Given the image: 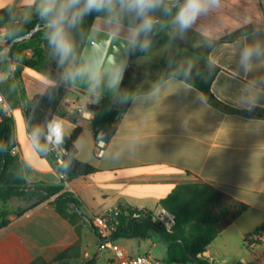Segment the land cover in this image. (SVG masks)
Masks as SVG:
<instances>
[{
    "label": "crops",
    "instance_id": "crops-1",
    "mask_svg": "<svg viewBox=\"0 0 264 264\" xmlns=\"http://www.w3.org/2000/svg\"><path fill=\"white\" fill-rule=\"evenodd\" d=\"M16 2L19 4L21 0ZM224 4L218 17L212 14L197 22L198 26L212 23L214 27L204 29L205 34L218 37L213 59L220 61V67L215 69L210 84L215 101L185 83L169 81L168 74L157 75L154 78L162 79L154 86L158 92H153V87L133 97L126 110L116 116L115 134L106 143L103 156L96 158L92 131L94 112L85 108L90 101L88 95L72 86L68 88L62 103L63 112L69 115L77 111L76 122L72 124L60 115L53 119L64 124L67 135L76 126L81 128L75 146L77 158L95 169L89 176L62 182L49 160L34 150L27 132L24 105L13 109L7 105L5 113L11 119V143L17 149L15 157L28 179L25 181L51 187L62 185L61 192L72 194L80 202L83 219L79 222L78 235L75 226L50 204L58 194L19 217L9 216V224L0 229V264H30L36 259L52 264L77 243L81 264L90 259H94L95 264H109L111 254L99 252L91 218L114 207L156 211L162 199L175 187L186 183L209 184L247 206L199 258L207 264H264V242L245 243L246 236L264 227V120L242 115L241 111L248 110L237 107L232 99L223 100L221 95L225 91L226 97L234 98L243 83L241 78H234L235 65L230 53L239 36L251 32L255 24L235 30L238 20L247 12L257 23L264 24V9L259 8L256 0H224ZM200 30L198 27L197 31L189 33L202 40ZM161 36L162 33L154 39ZM198 48L199 52L191 54L192 58L207 56L211 51L204 48L203 53L202 44ZM164 49L159 44L151 55L147 52L138 59H150L147 63L159 73L168 67L165 58L182 59L178 53L183 49L173 54L170 51L167 57ZM203 65L201 60V70L205 69ZM6 75L8 78L10 70ZM21 81L27 100L44 94L49 87L43 74L29 68L23 69ZM215 85L221 88L216 89ZM261 103L264 104V100ZM260 108L264 107L253 110ZM21 203L20 208L28 207L27 203ZM84 227L90 229L95 241L83 233ZM117 240L114 238L116 243Z\"/></svg>",
    "mask_w": 264,
    "mask_h": 264
},
{
    "label": "clouds",
    "instance_id": "clouds-1",
    "mask_svg": "<svg viewBox=\"0 0 264 264\" xmlns=\"http://www.w3.org/2000/svg\"><path fill=\"white\" fill-rule=\"evenodd\" d=\"M224 6V0H21L19 4L16 0H0V19L7 16L14 23L19 15L22 21L20 28L0 35V63L9 60L11 49L7 40L19 39L22 26L36 19L46 41L48 58L62 71V82L84 89L92 103H99L104 95L123 103L129 95L121 88L129 57L138 51L144 54L151 51L154 37L160 33L167 35L166 47L172 48L175 41L185 40L189 31H197L199 27L202 46L211 50L208 55L184 57L179 61L174 56L168 58L169 81L188 83L192 88L190 81L194 75H203L201 60L209 75L220 67V61L213 59L218 37L206 35L204 31L214 25L200 23L198 26L197 22L212 14L218 17ZM89 17L94 20L86 26ZM238 24L235 30L255 24L251 32L239 36L230 53L235 65L234 78H241L243 83L234 98L226 97L225 91L221 95L223 100L232 99L237 107L251 111L264 107L261 103L264 100V24L257 23L247 12ZM101 34L122 37V49L110 55L106 41L97 42ZM215 88L221 87L215 85ZM153 92H158V88L154 87ZM42 135L44 143L59 145L64 140L65 126L58 119L48 120ZM32 136L34 150L42 153L38 147L41 131L34 130ZM0 150H4L3 145ZM62 167L64 174L71 169L70 164Z\"/></svg>",
    "mask_w": 264,
    "mask_h": 264
},
{
    "label": "trees",
    "instance_id": "trees-1",
    "mask_svg": "<svg viewBox=\"0 0 264 264\" xmlns=\"http://www.w3.org/2000/svg\"><path fill=\"white\" fill-rule=\"evenodd\" d=\"M93 20L94 17H89L86 20V26L90 25ZM21 25L22 21L19 15L16 16L14 23L9 22L7 16L0 19V28H5L7 31L12 28H20ZM34 25H39V21L33 19L32 23L23 25L19 37L34 29ZM12 40L9 38L7 44ZM144 55L143 52L138 51L132 54L130 58H138ZM7 62L14 69L10 71L8 78L0 81V94L4 97L10 109L20 104L24 105L27 132L31 140L33 139L32 133L34 130L41 131L38 147L43 151L40 155L49 160L59 175L64 176V178H61L62 182L94 173L93 166L77 158L75 142L81 133L80 127L76 126L70 134H65L61 143L65 152L61 156L62 164L59 166L53 163V152L50 151L48 144L43 142V126L48 120L53 119L55 115H60L67 117L72 124H75L77 111H73L69 115L63 112L62 103L71 84L62 82L61 69L48 58L46 41L43 39L41 29L29 40L15 43L9 52ZM25 68L43 74L49 82V87L44 94L36 95L30 100L25 98L21 81V73ZM201 71L202 76L194 75L190 81L192 88L215 101L210 92V84L215 72L209 75L205 69ZM161 80L160 78H153L149 84L126 86L124 89L128 91L129 95L123 103H117L113 99L102 97L99 103H96L98 109L93 113L92 118L94 139H102L107 143L115 134L114 122L116 116L126 110L134 96L151 90ZM185 84L189 85L188 83ZM241 114L246 117H256L264 120V108L241 111ZM0 117V145H3L4 148V150H0V229L10 222L6 208L11 200L28 204L25 209L17 207L12 211L13 216L19 217L26 211L49 201L53 195L58 194L50 201V204L62 218L75 226V230L79 235V222L83 219L80 202L72 194L61 192L62 185L51 187L43 183L28 184L25 179L18 175H23L20 163L15 156L10 154L12 148L11 119L3 111H1ZM65 164L71 165L70 171L66 174L63 173L62 167ZM70 198L73 199V204H70ZM159 206L175 217V225L171 231H166L146 220H132L127 223L124 218H121L114 238L120 236L145 238L151 229H156L160 240L166 245L164 259L166 264H207L199 258V255L247 209L245 204L206 183L178 185L160 201ZM253 233H264V227L258 228ZM250 235L246 236L245 243H249L248 238ZM78 252L77 243L66 249L52 264H81V261L78 260ZM82 263L95 264V260L90 259ZM30 264L47 263L42 259H36ZM236 264L243 263L238 262Z\"/></svg>",
    "mask_w": 264,
    "mask_h": 264
},
{
    "label": "built area",
    "instance_id": "built-area-1",
    "mask_svg": "<svg viewBox=\"0 0 264 264\" xmlns=\"http://www.w3.org/2000/svg\"><path fill=\"white\" fill-rule=\"evenodd\" d=\"M7 30L0 28V35L4 34ZM14 69L10 67V71ZM7 77L6 73L1 69L0 63V81ZM7 107L4 97L0 94V113L5 112ZM1 120V117H0ZM50 151L53 152V163L56 166L62 164L61 156L64 154V148L62 144L47 143ZM106 142L102 139L95 140L94 155L96 158H101L105 152ZM16 147H12L10 154L16 155ZM64 178L63 175H60ZM53 198L55 196H52ZM124 218L125 222L132 220H146L152 224H155L166 231H171L175 225V217L173 214L165 211L159 207L156 211H150L146 209H137L131 207H114L103 210L102 212L94 215L90 220V225L98 240L99 252H107L111 254V262L109 264H166L164 261H160L153 258L150 254L140 255L132 257L126 254L125 250L114 241V236L118 231V225L120 219ZM249 241L253 243L264 242V233H252L249 236Z\"/></svg>",
    "mask_w": 264,
    "mask_h": 264
},
{
    "label": "rangeland",
    "instance_id": "rangeland-1",
    "mask_svg": "<svg viewBox=\"0 0 264 264\" xmlns=\"http://www.w3.org/2000/svg\"><path fill=\"white\" fill-rule=\"evenodd\" d=\"M256 2L259 8L264 9V0H256ZM162 34L163 36L154 39L152 50H154L155 46L160 44L162 47L165 48L164 50L167 52L164 53L166 57L168 55V52L171 51L173 54L175 50H180V48L183 49V51L178 53L181 55V58L191 57V54H193L194 52H199L198 46L199 44H201V38H199L198 36L188 33L185 40L183 41L177 40L175 41L172 48H168L166 47V44L168 42V37L166 34L164 33ZM155 40L158 42H156ZM152 50L149 51V55H151ZM203 53H204V47H203ZM165 60L168 61L167 58H165ZM148 61H150V59L145 58L139 60L138 58H130V62L133 65V69L128 77L126 86H142L145 84H149L155 76L157 75L164 76L169 73L170 71L169 67L164 68L158 73V70L152 68L153 66L150 63L149 64L147 63ZM1 69L3 70L4 73L7 74L10 70L9 63L8 62L1 63ZM21 204L22 203L17 200H11L6 208V212L8 213V215L12 216L11 214L12 211L17 207H19ZM86 228L84 227L82 229L83 233L87 234V238H90V240L92 239L95 241L96 239L93 233L90 231V229H86ZM117 239H118L117 243L120 244L121 247L125 250V252L128 255H131L132 257L150 254L153 258L160 261L161 263L165 259L166 245L160 240L159 234L156 231V229H151L145 238L120 236ZM232 261L233 260H231L230 263H233Z\"/></svg>",
    "mask_w": 264,
    "mask_h": 264
},
{
    "label": "water",
    "instance_id": "water-1",
    "mask_svg": "<svg viewBox=\"0 0 264 264\" xmlns=\"http://www.w3.org/2000/svg\"><path fill=\"white\" fill-rule=\"evenodd\" d=\"M40 29V26L37 25L34 29H32L30 32H28L26 35L22 36V37H19V39L15 40V41H11L9 44H7L10 49L12 48V46L15 44V43H19V42H22L24 40H29L38 30ZM100 41H106V44L108 45V53L111 55V54H114L116 52H118L119 50L122 49L123 47V39L122 37H108L104 34H101L98 41L97 42H100ZM130 59V57H129ZM130 64H129V67L128 69L126 70L125 72V75H124V79L122 81V84H121V88L124 89L125 86H126V83H127V80H128V77L130 75ZM72 87L76 88V89H79L81 91H84V89L78 87V86H75V85H72ZM103 97L107 98V99H110L112 100V98L108 95H104ZM85 108L89 111H92V112H95L97 111L98 109V105L96 103H92L91 101H89L86 105H85ZM69 202L70 204H73V199H69Z\"/></svg>",
    "mask_w": 264,
    "mask_h": 264
},
{
    "label": "flooded vegetation",
    "instance_id": "flooded-vegetation-1",
    "mask_svg": "<svg viewBox=\"0 0 264 264\" xmlns=\"http://www.w3.org/2000/svg\"><path fill=\"white\" fill-rule=\"evenodd\" d=\"M129 64H130V67H131V69H130V74H131V71H132V69H133V65H132V63L130 62V59H129Z\"/></svg>",
    "mask_w": 264,
    "mask_h": 264
}]
</instances>
